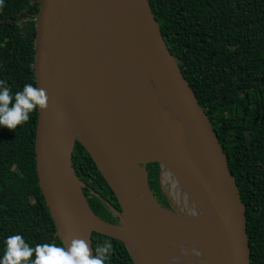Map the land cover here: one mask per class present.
I'll return each instance as SVG.
<instances>
[{"label":"water","instance_id":"water-1","mask_svg":"<svg viewBox=\"0 0 264 264\" xmlns=\"http://www.w3.org/2000/svg\"><path fill=\"white\" fill-rule=\"evenodd\" d=\"M38 0L34 77L36 88L46 89L47 110L36 108L35 166L40 191L63 247L70 238L89 242L93 231L122 241L134 264H152L146 201L129 177L143 172L150 198L162 207L148 187L147 170L168 169L199 201L219 264H249L245 208L218 137L170 52L149 0ZM126 16L137 41L145 49L157 90L172 120L200 141L199 153L184 151L165 141L144 152L143 140L107 103L105 91L94 84V52L98 28L108 13ZM91 74L93 77H91ZM78 141L115 194L118 222L100 219L90 208L72 167ZM132 214H131V213ZM131 227V242L95 227ZM117 224V225H116ZM159 255V253L157 254Z\"/></svg>","mask_w":264,"mask_h":264},{"label":"trees","instance_id":"trees-1","mask_svg":"<svg viewBox=\"0 0 264 264\" xmlns=\"http://www.w3.org/2000/svg\"><path fill=\"white\" fill-rule=\"evenodd\" d=\"M166 44L205 111L227 158L245 208L249 264H264V0H149ZM38 0H4L0 8V80L13 97L36 87L34 50ZM26 20L21 24V21ZM15 101L13 100V103ZM37 111L14 131L0 126V259L6 238L30 247L62 246L40 191L35 166ZM75 175L92 211L118 222L119 202L85 148L76 141ZM158 166L147 170L150 191L170 207ZM113 245L105 264H134L119 239L92 232L93 255ZM32 259H35L33 254Z\"/></svg>","mask_w":264,"mask_h":264},{"label":"bare ground","instance_id":"bare-ground-1","mask_svg":"<svg viewBox=\"0 0 264 264\" xmlns=\"http://www.w3.org/2000/svg\"><path fill=\"white\" fill-rule=\"evenodd\" d=\"M125 2L130 5L129 1ZM104 14L98 28L97 52H94V84L105 91L107 103L121 118L125 113L128 124L143 141L144 152L163 145L165 141L184 151L199 153V143L190 132L177 125L169 114L154 83L145 49L137 41L125 14ZM163 177L175 188L174 200L182 206L181 196H186L190 216L179 217L160 208L152 198L145 184V174H131L129 180L145 198L146 214L149 220V244L152 264H203L197 259L200 252L206 258L204 264H219V258L209 239L207 226L202 216L199 201L184 184L168 171ZM173 181V183H172ZM131 213V212H130ZM132 214V213H131ZM96 228L121 236L133 250L131 227L106 226L97 222ZM186 248V250L182 249ZM159 253V255H157Z\"/></svg>","mask_w":264,"mask_h":264},{"label":"clouds","instance_id":"clouds-1","mask_svg":"<svg viewBox=\"0 0 264 264\" xmlns=\"http://www.w3.org/2000/svg\"><path fill=\"white\" fill-rule=\"evenodd\" d=\"M3 6L4 0H0V8ZM48 101L46 89L32 84H25L23 90L13 97L6 82L0 80V126L14 131L29 121L30 113L37 107L47 110ZM5 243L6 251L0 264H105L113 248L112 243L106 241L95 249L96 255H93L89 242L83 238H70L65 241L67 247L45 243L33 248L21 235L9 236Z\"/></svg>","mask_w":264,"mask_h":264},{"label":"rangeland","instance_id":"rangeland-1","mask_svg":"<svg viewBox=\"0 0 264 264\" xmlns=\"http://www.w3.org/2000/svg\"><path fill=\"white\" fill-rule=\"evenodd\" d=\"M26 20H23L21 21V24L25 23ZM164 171H168L170 174H172L168 169H164ZM162 172L163 170H161V168H159V181H160V185H161V188H162V191L165 192L169 198H170V207L175 211V212H178V213H183L187 216H190L192 213L194 215H196V211L195 210H192L191 212L189 211V205L187 203V199L185 198L186 196H181V203H182V206H180L175 200H174V194H175V188L172 187V184L171 182L167 181L163 175H162ZM173 176V181L175 179V176L172 174ZM172 181V183H173ZM198 216L201 215V212L200 213H197ZM117 225V224H116ZM182 249L186 250V248L182 247ZM196 256H197V259L200 261V262H203V264L206 262V258L205 256L203 255V253H200V252H197L196 253Z\"/></svg>","mask_w":264,"mask_h":264},{"label":"built area","instance_id":"built-area-1","mask_svg":"<svg viewBox=\"0 0 264 264\" xmlns=\"http://www.w3.org/2000/svg\"><path fill=\"white\" fill-rule=\"evenodd\" d=\"M165 168L161 169V170H164Z\"/></svg>","mask_w":264,"mask_h":264},{"label":"flooded vegetation","instance_id":"flooded-vegetation-1","mask_svg":"<svg viewBox=\"0 0 264 264\" xmlns=\"http://www.w3.org/2000/svg\"><path fill=\"white\" fill-rule=\"evenodd\" d=\"M84 187V186H83Z\"/></svg>","mask_w":264,"mask_h":264}]
</instances>
